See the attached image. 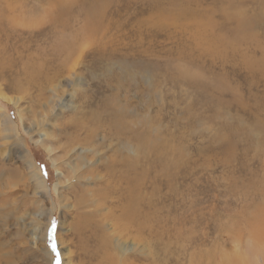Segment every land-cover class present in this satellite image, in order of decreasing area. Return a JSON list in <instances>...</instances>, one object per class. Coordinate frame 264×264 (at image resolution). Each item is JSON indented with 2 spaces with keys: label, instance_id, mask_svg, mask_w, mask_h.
I'll return each instance as SVG.
<instances>
[{
  "label": "rangeland",
  "instance_id": "374dc122",
  "mask_svg": "<svg viewBox=\"0 0 264 264\" xmlns=\"http://www.w3.org/2000/svg\"><path fill=\"white\" fill-rule=\"evenodd\" d=\"M91 110L104 122L69 147V123L89 125ZM92 164L96 187L74 178ZM76 186L97 189L98 235L119 259L127 244L126 264H264V0H0V258L95 253ZM133 190L141 232L118 215Z\"/></svg>",
  "mask_w": 264,
  "mask_h": 264
},
{
  "label": "bare ground",
  "instance_id": "6f19581e",
  "mask_svg": "<svg viewBox=\"0 0 264 264\" xmlns=\"http://www.w3.org/2000/svg\"><path fill=\"white\" fill-rule=\"evenodd\" d=\"M35 66V65H34ZM72 73V72H71ZM18 103V102H17ZM89 104V103H88ZM106 112V122L104 124H107V125H112L116 130L118 131H122L123 129V126H126V123H123L121 122V119H123V114H118L117 112H109L108 114V111L106 108H104V110ZM91 114V117H90V121H89V125L87 126H84L82 124H80L79 122L77 121H74L71 125L69 123L68 126H70V130L72 131L71 134H73L74 136L77 135V141L76 140H70V143H69V147H70V144L71 146H75V145H78V144H81V143H85V144H88L90 139L95 135L96 133V128H99L100 123H103L104 122V119L101 120V117H99V120L96 119V111H92L90 112ZM3 115V114H2ZM100 115V114H99ZM4 116V115H3ZM120 120V122H117V123H114L116 120ZM108 121H110V124H108ZM8 123V122H7ZM13 121L10 120V124L13 125ZM7 126V125H6ZM66 125V129H69ZM8 127H10V125H8ZM15 126L13 125V129H14V132H15V135H16V127L14 128ZM12 137V136H11ZM5 138H8V137H5ZM14 138V137H12ZM71 138V137H70ZM19 141V140H18ZM17 142V141H16ZM20 143V141H19ZM20 145H22L20 143ZM138 146H139V149L142 150L146 145H145V142L143 140V138H141V136L139 137V143H138ZM88 150V149H87ZM90 155H88V158L89 156H93L96 157V151L93 152V151H90ZM22 158H24V160L26 161V164L28 166V170L31 174V180L33 181V185L35 187V193H34V196H37V194H40L41 196H44L47 198V196H49V190H47V187H48V184H47V181L44 180L42 178V176L40 175V171L36 168V165L34 166V163L33 161L29 160V157L27 155L24 154L23 152V156ZM91 159V158H90ZM80 161V164L77 165L78 168H82L84 166V163L86 161H88V159H84V158H81L79 159ZM92 161V159L90 160ZM91 164V163H90ZM109 164V163H108ZM107 164V165H108ZM127 164V163H126ZM94 164H92L91 166L92 167H85L82 171H80L79 175L78 173L75 174L74 178L75 177H78L76 180H80L81 178L82 179H86V180H90L91 182L94 183L95 187H96V165L93 166ZM123 168H127V165H123ZM105 170V169H104ZM79 171V170H77ZM106 171L109 172V173H116V166L114 165H109L107 168H106ZM88 172V173H91L92 176L90 177H86L84 174ZM121 175H117L118 179H122V176L125 177L126 175V171H121ZM120 174V173H119ZM131 174V173H130ZM90 175V174H89ZM116 175V174H115ZM85 176V177H84ZM114 174H112L111 177H113ZM131 177V176H130ZM109 180V179H108ZM105 181V180H104ZM103 182V181H102ZM120 183V182H119ZM93 185V184H92ZM26 191H24L25 193H29L28 192V188L27 186L25 187ZM102 189V188H101ZM96 190L97 189H87L86 187H73L71 189V197H72V204L74 205L73 207V213L76 215L77 218H81V219H84V221L82 222V227H84L85 229L88 228L89 231H90V234L87 235V240H91V239H94L95 241L98 242V245H96V250H95V253H90V254H86V253H82L83 251H80V249H83V246L82 245H78L77 247H75V249H77L76 252H73L74 255L71 256V259L73 261H77L78 263L80 264H126L125 263V257L128 255L126 254V251H127V244L123 245L122 246V250H123V253L121 252L120 254V251H118V254L120 255V259L119 257L115 254V250L112 249L111 245H110V242L108 240H106L105 238H103L102 236H99L98 235V227H99V223L96 219L97 217V213H96V208L98 209L99 207H97L98 204L97 202H99L100 200L96 199ZM118 190V189H117ZM120 191V190H119ZM134 191V194L128 198V199H125L122 203V207H121V210H123L122 212H119V220H125L126 218L128 219L127 222H130V226H135L134 229L135 231H138V232H141V229H142V223H138V222H133L135 221L132 216L135 214V213H142L144 212L143 211V208L144 206H142V203H141V200L142 199H139L141 198V194H139L140 191H137V190H133ZM108 192V191H107ZM2 193V196H0V198H2V201L5 203L6 201H4V197L5 196V193L4 191L2 190L1 191ZM102 193V192H101ZM7 194V193H6ZM114 194V193H113ZM52 195V194H51ZM138 195V196H137ZM98 197V196H97ZM115 197V196H114ZM52 200H53V197H51ZM107 199V198H106ZM111 199V198H110ZM98 200V201H96ZM109 201V200H108ZM112 201V200H110ZM1 202V201H0ZM40 202V201H39ZM41 203V202H40ZM2 204V203H1ZM43 204V203H42ZM114 204V203H113ZM102 205V204H101ZM121 205V203H120ZM127 205V208L125 209V206ZM134 205V206H133ZM72 207V206H71ZM120 207V206H119ZM1 208V207H0ZM111 209V208H110ZM46 210V207L42 205L41 207V213L40 216H44V215H48L49 214H44ZM112 210V209H111ZM12 211V210H11ZM99 211V209H98ZM48 212V211H47ZM6 216H4L5 218ZM8 217V216H7ZM9 218V217H8ZM7 218V219H8ZM50 219H48L47 217V222L45 223L44 227L41 229L40 232H42L43 234V237H42V240L41 241H45V238H46V234H47V231H48V221ZM39 221H40V218H39ZM100 221V220H99ZM3 222V221H2ZM2 222H1V225H2ZM8 222V221H7ZM102 222V221H101ZM144 222V221H142ZM4 223V222H3ZM39 223V222H38ZM124 223V222H123ZM145 223V222H144ZM102 224V223H101ZM260 220H257L256 223H255V226L256 228L260 227L259 230H257L258 232H260L261 230V225H260ZM4 225V224H3ZM43 225V224H42ZM129 225V224H128ZM7 226V225H6ZM98 226V227H97ZM145 226V224H144ZM42 227V226H41ZM72 227V226H71ZM1 229V228H0ZM3 230V229H2ZM256 230V229H253V231ZM9 229H6L5 232H8ZM38 231H39V228H38ZM143 232V231H142ZM3 233H1L2 235ZM41 234V235H42ZM77 236L79 238V243L81 242V239H80V236H78V234H75V231L70 230V233L68 234V236ZM142 235V234H141ZM23 236V235H22ZM67 236V237H68ZM40 237V236H38ZM41 238V237H40ZM71 238V237H70ZM69 238V239H70ZM73 238V237H72ZM18 239V238H17ZM23 241V240H22ZM72 242V241H71ZM2 246H6V243L1 241L0 243ZM86 244V243H84ZM21 245H26L24 242H22ZM74 246V242L72 244ZM101 246L102 248V252L101 254H99L98 250H99V247ZM1 247V246H0ZM43 248V246H42ZM89 248V247H88ZM91 249V248H90ZM2 250V248H1ZM119 250V249H118ZM43 253V252H42ZM70 253V252H69ZM8 256H5L4 258H0V264H9L10 261L8 262ZM43 258V257H42ZM69 259V258H68ZM69 262V263H68ZM68 264H72L71 263V260H68ZM77 263V264H78ZM45 264H48V262H46ZM142 264V263H141Z\"/></svg>",
  "mask_w": 264,
  "mask_h": 264
},
{
  "label": "snow or ice",
  "instance_id": "6c2138e0",
  "mask_svg": "<svg viewBox=\"0 0 264 264\" xmlns=\"http://www.w3.org/2000/svg\"><path fill=\"white\" fill-rule=\"evenodd\" d=\"M52 247H53V250H55V247H56L55 244H53Z\"/></svg>",
  "mask_w": 264,
  "mask_h": 264
}]
</instances>
